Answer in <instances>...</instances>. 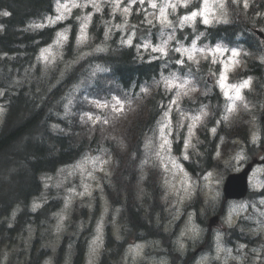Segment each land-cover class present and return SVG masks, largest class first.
<instances>
[{
	"label": "trees",
	"instance_id": "trees-1",
	"mask_svg": "<svg viewBox=\"0 0 264 264\" xmlns=\"http://www.w3.org/2000/svg\"><path fill=\"white\" fill-rule=\"evenodd\" d=\"M54 2L0 0V10L10 12L3 19L4 30H0V89L6 90L9 101L0 129V239L3 243L13 241L24 225L41 223L43 216L39 213L32 219L29 206L31 200L41 193L45 174L55 173L89 152L104 150L115 160L112 168L114 181L134 174L138 162L136 156L142 153V138L158 127L168 101L164 100L168 92L158 81L160 64L141 62L134 46L120 44L117 34L109 52L97 57L103 73L86 85L96 99L110 101L112 94L117 93L125 102L124 109L117 115L110 109H98L92 105L89 109L101 116L99 124L95 127L81 125L80 112L87 107L86 100L83 101L80 95L73 111L68 110L67 104L86 74L88 61L62 77L61 68L40 73L35 58L40 48L52 39L53 31L26 29L30 21L51 12ZM231 14L256 13L236 7ZM133 18H137L140 24L138 14L133 15L132 21ZM233 19L244 20L245 17ZM95 22V27L97 24L101 31L104 28L100 23L102 20L96 16ZM228 29L231 30L228 36L237 38L245 33V24H231L226 26ZM17 204L23 205L24 211L14 227L8 229L3 218ZM42 246L43 241H33L28 264H36L45 256Z\"/></svg>",
	"mask_w": 264,
	"mask_h": 264
},
{
	"label": "rangeland",
	"instance_id": "rangeland-1",
	"mask_svg": "<svg viewBox=\"0 0 264 264\" xmlns=\"http://www.w3.org/2000/svg\"><path fill=\"white\" fill-rule=\"evenodd\" d=\"M100 0H89V1H80V0H67L64 3H60L56 7V16L63 15L64 18L60 21L68 19L72 16L73 12L77 8H81L78 10V14H81L82 11L89 12L93 10V4L100 7ZM116 1V2H115ZM131 4L138 3L139 6L145 10L146 15H150L153 18V21H156L158 24V29L161 32L165 33L169 30H186L187 28H191L193 32L196 31V25L199 20L203 22L206 18L209 22L218 20V17H222V14L225 9L226 0H202L201 6L195 10L200 14L197 15L193 20L184 21L183 17L188 16L190 14H185L183 16L177 17L175 15V11L178 9L179 5L185 6L191 4L190 0H143V3L140 0H129ZM240 1V0H237ZM244 3H247V0H242ZM119 5L117 7V12L120 13V19H112V27L120 29L123 34L128 35L132 32L133 26L129 21L132 6L130 3H126L125 0H114V2L107 1L103 7H106L110 13H115L116 9L112 4ZM155 3L157 7L153 8L151 5ZM67 5V8L70 11L66 10L64 7ZM73 5H80L79 7H74ZM171 5H175V7H171ZM95 8V7H94ZM124 8H128V12L125 13L123 11ZM161 9L164 10V14L161 15ZM97 11L94 12V14ZM88 16V14H81L78 17V20L84 22V17ZM59 20L56 17H52L48 20L47 23L53 24L58 22ZM170 21V23H169ZM89 21H87V39H88V28ZM111 28V27H110ZM170 32V31H169ZM65 33L67 36V32ZM183 38L177 37V33L170 32L167 37L158 38L156 42L148 41L145 43V48L150 50L151 52L160 53L163 56L164 54L161 51H154L153 49L163 48L164 52L168 53V50L172 46V43H176L174 49L179 54V58L181 60H189L191 62H195L197 66L200 63V57L204 54H221V56L225 55L220 48H215L212 50H204L200 45V36L189 39V35L184 34ZM177 38V39H176ZM170 39L175 40V42H171ZM57 39L46 46L40 55V60L42 63H53L62 55V47L66 40H60L57 42ZM179 49V51H177ZM192 57L189 59V57ZM44 57H47L45 59ZM235 56H231L230 59ZM232 61L228 60L225 62V65L231 64ZM225 90L228 93H231L234 88L226 86L225 82L223 83ZM168 86L174 90L173 99L175 103H170L167 113L168 115L164 117L161 121V125L159 127V136L158 140L155 141L150 139L145 147L146 156L155 157L161 163V165L166 170V186L168 188V192H173L175 194V199L172 202V207L174 208L173 214V222L177 221L182 214L184 213L183 204L186 201L192 199L195 195V189L198 186L197 181L193 182L192 178L189 176L187 172L182 170L178 163H176L174 154L172 151V139L171 136L174 133L175 128V120L174 117L177 116L180 121V128L184 129L187 135L186 141H188V145L191 142V136L194 134L197 126L201 123L202 116L198 113L197 115L187 114L182 109V99L184 95H189L190 91L193 89V84L189 80H183L181 77H177L168 82ZM3 94V93H1ZM116 108L121 109L122 104H116ZM5 115V111L3 108V104L0 103V124L3 121ZM196 117H200L199 120ZM163 125H167L164 127V135H161V128ZM186 128V129H185ZM166 138L169 141V145H165L164 149L160 148V145L163 143V139ZM110 159L107 155H94L90 154L86 156L83 160H81L78 164L67 166L61 168L57 173L46 175L43 177L44 180V192L37 199V205L43 206L45 203L49 202L56 195H62L64 200L63 207L59 213H55L53 217L54 224L52 227L53 231V240L47 245V247L51 248L52 252L56 251L60 246L63 236L68 234L70 236L71 233L67 231V220L69 218V212L71 206L76 201H81L83 204L89 207V210H94L95 207V194L97 191L101 189L102 180L110 174L109 166ZM239 165V161L235 163V168ZM91 173V175H89ZM186 174V175H185ZM219 184V178L217 174L210 173L202 184L203 192L206 196H210L212 198H217L220 195L217 186ZM89 186V191L91 195L85 194L83 196L80 195L81 192L84 191V186ZM187 188V192L185 191ZM67 205V206H66ZM38 206V207H39ZM100 212L98 218V225L95 228L93 238L89 242V249L87 253V258H89V264H95L96 259L101 255L102 250L105 247L106 240V230L108 226L112 228V234L115 238L121 239V225L118 222V212L112 211L109 207H106L107 204L104 199L100 202ZM253 207H256L255 204H252ZM250 211V203L249 202H240V203H231L228 205V210L225 215V225L228 227H233L238 224L241 217L248 214ZM188 214L185 217V223L182 227V233L185 236H189L191 238L197 239L201 236V228L195 222L194 212H187ZM109 217H111V221H109ZM62 218V219H61ZM105 221V223H104ZM59 225V227H58ZM100 229L98 232L97 229ZM49 228L44 227L43 232L47 231ZM27 234L24 231L18 234V244L13 247H3L0 248V256L1 262L0 264H8L9 261L13 260L14 254L17 252H22L23 248L21 244L24 242L31 240L34 238L36 233L35 228L30 226L28 227ZM99 236V239L97 237ZM136 243L130 244L125 251V261L126 264H136V254L134 251H130V249H135ZM70 249V247L68 248ZM257 253V251H255ZM19 256V255H17ZM260 259L257 256L251 255L245 251L243 246L237 245L235 248H231L225 245L223 238L221 235L217 236L216 246L213 252L203 255L197 261V264H258ZM13 264H22V260L18 257L14 259ZM50 264V263H46Z\"/></svg>",
	"mask_w": 264,
	"mask_h": 264
},
{
	"label": "snow or ice",
	"instance_id": "snow-or-ice-1",
	"mask_svg": "<svg viewBox=\"0 0 264 264\" xmlns=\"http://www.w3.org/2000/svg\"><path fill=\"white\" fill-rule=\"evenodd\" d=\"M133 2H134V0H133ZM140 2L143 3V0H140ZM233 2L235 3V0H233ZM73 6H74V7H79L80 5H73ZM118 6H119V5L117 4V7H118ZM151 6H152L153 8L157 7V5H156L155 3H153ZM185 6H186V5H185ZM244 6L247 7V4H245ZM64 7L66 8V10L70 11V9L67 8V5H65ZM93 7H95L97 11H100L99 6L93 4ZM171 7L174 8L175 5H171ZM123 11H124L125 13H127V12H128V8H124ZM8 14H9V13H7V12L3 13V15H5V16H7ZM163 14H164V10L161 9V15H163ZM198 14H200L198 11H192V12L190 13V15L183 17V20H184V21H190V20H193L195 17H197ZM63 18H64L63 15H60V16H57V17H56L57 20H61V19H63ZM89 19H90V14H89V16L84 17V22H82L81 27H80V36L77 38V43H78V44H79V43H83V42H85V41L87 40L86 29H87V21H88ZM203 22H204L205 24L209 23V21H208L206 18L203 20ZM169 23H170V21H169ZM37 27H42V25H37ZM67 39H68V37L65 35V33H58V40H57L58 43L60 42V40H67ZM128 42L131 43V40H129ZM153 50H154V51L158 50V51L163 52L164 54H167L166 52H164V49H163V48L153 49ZM177 51H179V49H177ZM233 55H234V56H235V55H238V53H237L235 50H233ZM44 58L47 59V57H44ZM191 58H192V57L190 56L189 59H191ZM180 62L182 63V61H180ZM247 84H248V82L245 81L244 84L241 85V87H245V86H247ZM221 87H224V85L221 84ZM232 87L235 88V86H232ZM224 95H225V96H228V92L226 91V92L224 93ZM236 96H237V98H239V89H238V88L236 89ZM172 103H175V101H172ZM98 106H99V105H98ZM164 115L167 116L168 113L166 112ZM205 115H206V113H205ZM89 119H91V117H89ZM196 119L199 120L200 117H196ZM164 127H167V125H163V127L161 128V135H162V137H163V135H164ZM212 131L215 132V128H213ZM165 145H169V141H168L166 138L163 139V143L160 145V148L163 150L164 147H165ZM187 146H188V141H185V147L187 148ZM184 158L187 159V156H185ZM89 175H91V173H89ZM185 175H186V174H185ZM185 191L187 192V188H185ZM85 194L91 195V193H90V191H89V186H88V185H85V186H84V191L80 193L81 196H83V195H85ZM38 206H39V205H34V208H35V207H38ZM66 206H67V205H66ZM61 219H62V218H61ZM58 227H59V225H58ZM97 231H98V232L100 231L99 227H98ZM97 239H99V236L97 237ZM141 247H142V246L137 245L135 249H130V251H134L136 255H139V254H140V251H139V250H140Z\"/></svg>",
	"mask_w": 264,
	"mask_h": 264
},
{
	"label": "flooded vegetation",
	"instance_id": "flooded-vegetation-1",
	"mask_svg": "<svg viewBox=\"0 0 264 264\" xmlns=\"http://www.w3.org/2000/svg\"><path fill=\"white\" fill-rule=\"evenodd\" d=\"M260 62H262L263 64L262 65H252L250 71H257V72H263L264 71V59L261 60ZM262 75V86H261V90H260V95L262 97H264V74H261ZM247 129L250 130V133L249 135L247 136V139H248V143H252L254 141H258L259 145L260 146H253L251 147V153H252V157H259L261 159L264 158V125L262 126V129H261V133L258 134L256 132H253L252 131V123H248L247 124ZM252 146V144H251ZM262 169H264V166L262 167Z\"/></svg>",
	"mask_w": 264,
	"mask_h": 264
},
{
	"label": "water",
	"instance_id": "water-1",
	"mask_svg": "<svg viewBox=\"0 0 264 264\" xmlns=\"http://www.w3.org/2000/svg\"><path fill=\"white\" fill-rule=\"evenodd\" d=\"M240 183H241L240 180L232 179L230 181V184L228 185L229 188H228L227 192L230 193L231 195H234L236 198H241V197L245 196L246 189L244 186H242V185L238 186L234 190V187L239 185Z\"/></svg>",
	"mask_w": 264,
	"mask_h": 264
}]
</instances>
